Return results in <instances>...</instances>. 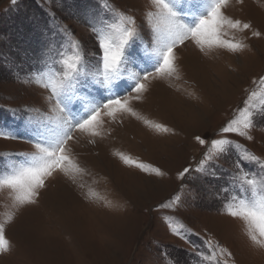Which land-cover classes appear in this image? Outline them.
<instances>
[{
	"label": "rangeland",
	"instance_id": "obj_1",
	"mask_svg": "<svg viewBox=\"0 0 264 264\" xmlns=\"http://www.w3.org/2000/svg\"><path fill=\"white\" fill-rule=\"evenodd\" d=\"M207 0H179L178 10L199 13ZM109 9L134 16L143 39L130 50L137 62L151 49L147 13L151 0H0V130L22 139L0 138V174L8 160L35 151L27 142L28 119L50 115L48 93L29 83L27 75L41 66V49L49 41L57 46L82 42L89 64L95 60L96 41L91 33L94 17H112ZM233 19L250 22L251 32L237 33L248 48L238 54L218 50L205 57L188 44L176 50L179 80H154L143 101L132 106L143 116L171 129L156 133L134 118L109 122L103 139L75 133L73 157L85 169L77 187L62 175L50 179L38 203L22 208L6 226L10 250L0 264H264V248L254 245L246 226L223 214L224 203L235 193L230 177L237 151L213 157L206 172L192 173L181 187L177 174L195 165L206 151L195 137L211 139L231 118L233 109L264 75V0H230L224 10ZM70 30L65 33L64 29ZM229 38L231 30H227ZM132 71L138 64L129 65ZM98 91H102L99 90ZM254 127L247 137L229 136L264 162V105L257 102ZM35 125H32L34 127ZM220 138V137H216ZM210 147V144H209ZM123 152L163 176L146 175L124 166L113 153ZM252 176L264 175L259 163H244ZM215 174V175H214ZM219 176L220 179L215 177ZM227 187L228 191L224 189ZM91 189L99 200L85 199ZM180 197L170 208H160L169 197ZM112 207L105 206L107 202ZM11 197L0 189V222L11 210ZM169 219H165V218ZM182 224V237L169 225ZM231 253L222 254L216 245Z\"/></svg>",
	"mask_w": 264,
	"mask_h": 264
},
{
	"label": "snow or ice",
	"instance_id": "obj_2",
	"mask_svg": "<svg viewBox=\"0 0 264 264\" xmlns=\"http://www.w3.org/2000/svg\"><path fill=\"white\" fill-rule=\"evenodd\" d=\"M15 2L12 0L13 4ZM229 3L230 0H207L201 12L193 13L179 11V0H151V6L155 9L147 13L151 25V49L145 48L140 62L133 59L130 50L143 39V29L137 25L134 16L114 9H109L111 18L101 15L92 19L91 33L97 51L91 64L86 60L82 42L70 40L57 46L51 42V35L46 36L49 42L41 49L37 60L41 67L27 75L30 77L29 83L48 93L50 115L43 120L28 119L25 125L30 132L27 142L33 145L35 151L21 154L22 160H8L7 171L0 174V189H6L12 201L11 210L0 222V254L10 250L6 226L15 221L22 208L38 203L50 179L62 175L77 187H83L77 182L85 174V169L73 157L70 147L71 141L78 140L75 133L92 138L89 143H95L94 138L103 139L105 136V118L109 122L134 118L149 130L169 133L171 129L143 116L132 106V101H143L149 84L154 80L181 78L176 50L191 44L205 57L218 50L238 54L248 45L236 38L237 33L251 32L253 37H260L261 33L253 30L250 22L225 15L224 10ZM236 3L243 5L244 0H236ZM227 30H231V38ZM64 31L68 33L70 30L65 28ZM132 64H138V70L132 71L129 67ZM251 84L256 87L248 93L242 106L233 109L231 118L214 133L213 138H194L206 151L195 167L189 165L183 168L177 174V179L182 182L183 188V182L192 173H205L206 165L213 157L219 158L235 148L238 155L235 172L230 177L235 193L225 201L223 214L242 222L250 241L264 248V175L252 176L244 168L247 162L259 163L264 168V162L228 139L229 136H239L251 140L249 130L254 127V110L257 102L264 105V75L253 79ZM0 138L22 139L3 130H0ZM113 156L124 166L135 168L143 174L164 175L158 168L123 152L116 151ZM215 178L220 179L219 176ZM224 191H228L227 187ZM83 194L89 201L100 199L91 189ZM179 199L178 196L169 197L158 207L170 208ZM105 206L113 205L109 201ZM168 226L178 237L183 236L182 224L172 225L169 221ZM217 248L222 254L231 256L218 244L213 252Z\"/></svg>",
	"mask_w": 264,
	"mask_h": 264
}]
</instances>
